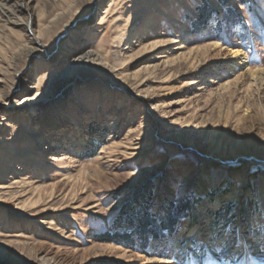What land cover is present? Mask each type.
<instances>
[{"label": "rangeland", "instance_id": "obj_1", "mask_svg": "<svg viewBox=\"0 0 264 264\" xmlns=\"http://www.w3.org/2000/svg\"><path fill=\"white\" fill-rule=\"evenodd\" d=\"M261 226L264 0H0V264H264Z\"/></svg>", "mask_w": 264, "mask_h": 264}, {"label": "bare ground", "instance_id": "obj_2", "mask_svg": "<svg viewBox=\"0 0 264 264\" xmlns=\"http://www.w3.org/2000/svg\"><path fill=\"white\" fill-rule=\"evenodd\" d=\"M218 44L214 43V47H217ZM232 57H233V68L234 69H239V70H248L250 75L253 77H256L257 75H259L260 70H252L249 69L246 63V57L244 56V54L238 50L235 49L232 51ZM31 110H35V103H32L29 105ZM239 264H258L257 260L252 257L248 251L244 254L243 258L240 259Z\"/></svg>", "mask_w": 264, "mask_h": 264}, {"label": "snow or ice", "instance_id": "obj_3", "mask_svg": "<svg viewBox=\"0 0 264 264\" xmlns=\"http://www.w3.org/2000/svg\"><path fill=\"white\" fill-rule=\"evenodd\" d=\"M260 230H261V232H264V226H261ZM236 248L243 250L244 252H247V250L250 248V244L247 241L240 239L237 241ZM216 251L220 252V251H222V249L220 247H218L216 249Z\"/></svg>", "mask_w": 264, "mask_h": 264}, {"label": "trees", "instance_id": "obj_4", "mask_svg": "<svg viewBox=\"0 0 264 264\" xmlns=\"http://www.w3.org/2000/svg\"><path fill=\"white\" fill-rule=\"evenodd\" d=\"M201 19H203L202 21H203V23L205 24L206 23V21H207V19H208V15L206 14L203 18H201Z\"/></svg>", "mask_w": 264, "mask_h": 264}]
</instances>
